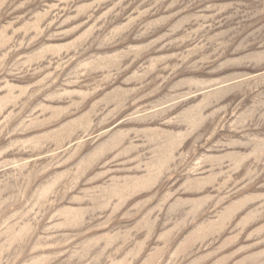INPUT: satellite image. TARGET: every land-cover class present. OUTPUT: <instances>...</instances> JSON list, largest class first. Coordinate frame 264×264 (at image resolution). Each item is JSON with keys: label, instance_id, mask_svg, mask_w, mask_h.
Listing matches in <instances>:
<instances>
[{"label": "rangeland", "instance_id": "374dc122", "mask_svg": "<svg viewBox=\"0 0 264 264\" xmlns=\"http://www.w3.org/2000/svg\"><path fill=\"white\" fill-rule=\"evenodd\" d=\"M0 264H264V0H0Z\"/></svg>", "mask_w": 264, "mask_h": 264}]
</instances>
